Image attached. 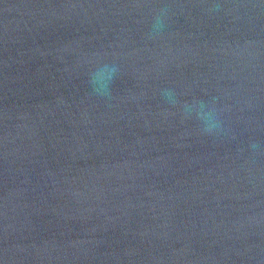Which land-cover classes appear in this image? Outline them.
Masks as SVG:
<instances>
[{"label": "water", "instance_id": "95a60500", "mask_svg": "<svg viewBox=\"0 0 264 264\" xmlns=\"http://www.w3.org/2000/svg\"><path fill=\"white\" fill-rule=\"evenodd\" d=\"M0 264H264V0H0Z\"/></svg>", "mask_w": 264, "mask_h": 264}]
</instances>
